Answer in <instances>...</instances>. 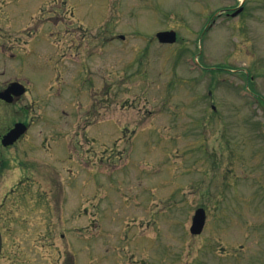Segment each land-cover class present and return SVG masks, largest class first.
I'll use <instances>...</instances> for the list:
<instances>
[{"label": "rangeland", "instance_id": "rangeland-1", "mask_svg": "<svg viewBox=\"0 0 264 264\" xmlns=\"http://www.w3.org/2000/svg\"><path fill=\"white\" fill-rule=\"evenodd\" d=\"M240 2L0 0V57L12 59L7 79L29 85L33 137L86 133L103 150L73 151L87 164L80 218L22 212L3 200L13 183L0 184L2 264H264V104L241 96H264V0L206 31ZM169 29L177 42L160 43ZM50 153L28 157L54 163Z\"/></svg>", "mask_w": 264, "mask_h": 264}, {"label": "flooded vegetation", "instance_id": "flooded-vegetation-1", "mask_svg": "<svg viewBox=\"0 0 264 264\" xmlns=\"http://www.w3.org/2000/svg\"><path fill=\"white\" fill-rule=\"evenodd\" d=\"M245 1L219 9L214 13V17H221L223 14L231 19L239 17L246 12ZM22 8L23 6L18 7V15H22ZM7 61L8 58L4 55L0 57V184L7 181L13 184L3 195L4 203L6 201L14 203L15 200H18L20 210L25 213H33L38 209L42 211L41 209L45 208V214L48 213L51 217L55 211H60L61 216L66 217V219H71L67 216L69 214L73 218H80L84 211L79 209L78 204L83 194L84 186H86L84 181L80 180V173L85 169L86 162L81 157L77 159L73 151L77 149L80 155L84 151L87 140L88 150L91 153L94 152V158L98 160V156L103 150L98 151L92 147V145L97 144V137H90L83 133L82 138L76 143L75 138L71 139L66 136L67 134L63 137L54 136L50 138L49 136H44L43 141L40 142L41 146L51 152L54 163L40 164L35 157L29 158L30 151L36 150L38 147V139L32 137L33 134L30 133L34 120L25 116L27 112H24L23 109H27V107L22 105V96L14 97L9 102L1 97V92L12 82H22L17 77L7 79ZM19 65L20 62L18 60V67ZM258 103H263V101H258ZM12 113L13 116L9 118ZM18 122H24L27 125V131L12 144H6L5 135ZM76 134L81 135L80 133ZM71 145H74V147H71ZM55 161H61L63 165L57 164ZM70 207H72V210H69ZM3 219H5L4 214L0 211V223H2ZM77 230L80 231L81 229L78 228ZM0 231L3 241L0 253V264H2L5 235L1 228ZM61 237H66L64 231H62ZM62 264L65 263L62 262ZM69 264H77L76 259L74 258Z\"/></svg>", "mask_w": 264, "mask_h": 264}, {"label": "water", "instance_id": "water-1", "mask_svg": "<svg viewBox=\"0 0 264 264\" xmlns=\"http://www.w3.org/2000/svg\"><path fill=\"white\" fill-rule=\"evenodd\" d=\"M158 37L161 41H164V42H174L177 39V34L174 30L161 31L158 33ZM14 86H17V87H14ZM12 88H15V94L17 95H20L25 92L24 86L18 83H13V85L1 95L3 97H6L8 100H11V98L8 97L9 96L8 94L12 92L11 91ZM20 125L22 124L19 123L17 125V128L14 129V135H12L13 136L12 140L16 139L19 136V134L24 132L25 129H22ZM16 131L18 132L16 133L18 135L15 134ZM205 218H206L205 210L203 208L198 209L194 217V224L192 226V231L194 233H200L202 231L204 224H205ZM1 244H2V240H1V234H0V250H1Z\"/></svg>", "mask_w": 264, "mask_h": 264}]
</instances>
